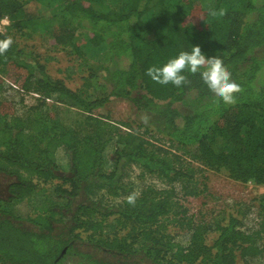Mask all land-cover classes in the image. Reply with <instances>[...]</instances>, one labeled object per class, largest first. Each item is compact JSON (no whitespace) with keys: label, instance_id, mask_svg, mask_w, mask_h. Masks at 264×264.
<instances>
[{"label":"trees","instance_id":"1","mask_svg":"<svg viewBox=\"0 0 264 264\" xmlns=\"http://www.w3.org/2000/svg\"><path fill=\"white\" fill-rule=\"evenodd\" d=\"M32 3L46 10L30 14ZM5 16L0 40L12 30L32 37L45 24L86 75L74 90L51 77L32 49L13 42L0 55L2 75L40 94L24 116L0 101V175L15 177L0 199V264H133L138 256L156 264H255L264 258V192L253 199L255 220L245 228L233 215L194 222L178 203L179 196L202 193L193 162L264 185V0H0V19ZM193 46L223 60L242 88L235 105L219 101L199 74L185 72L190 83L179 88L146 75ZM46 98L87 112L91 131L64 124ZM122 98L142 132L132 122L109 121V114L93 115ZM109 145L115 160L106 170ZM61 147L67 168L58 159ZM133 165L141 176H159L163 186L130 188ZM55 179L60 182L42 187ZM93 186L104 190L106 202L77 201ZM131 193L134 206L126 201ZM29 197L33 214L11 207ZM170 224L186 226V245L174 243Z\"/></svg>","mask_w":264,"mask_h":264},{"label":"rangeland","instance_id":"2","mask_svg":"<svg viewBox=\"0 0 264 264\" xmlns=\"http://www.w3.org/2000/svg\"><path fill=\"white\" fill-rule=\"evenodd\" d=\"M28 9L30 14H39L46 10L44 7H40V4L36 5L35 3L30 4ZM44 25L41 26V31L37 32L32 37H24L16 30L10 31L9 37L12 38L13 42H17L20 47L24 46L28 49L34 50L40 58V61L45 64L46 71L51 77L64 80L66 85L74 90L80 88L83 83V77L86 75L85 70L82 68L79 60L70 54V49H67L68 47H62L59 44H55L54 38L51 36V31H44ZM80 32L81 31L78 33ZM77 36L79 35L77 34ZM83 37L84 35L80 33V39H83ZM11 83L21 88L8 74L5 76L0 72V101L8 103V108L11 110L12 114L24 116L26 115L24 113H26L29 106L35 102L34 95L30 92L21 91L19 88H15ZM48 104L53 110H55L64 124L79 130L80 134H85L91 131L86 120V116L88 115L87 112L76 107H71L62 102L52 101L48 102ZM92 113L96 116L109 114L107 119L119 126L121 125L120 123L128 122L130 124L132 122L131 128H133V130H136L137 132L143 131V129L139 128L134 121V119H140L139 116L135 115L131 103L126 99L122 98L109 101L102 107L95 108ZM124 127L125 126L122 128L126 129ZM127 127L130 128V126ZM150 140L155 144L160 142L165 143L156 140L154 137L150 138ZM113 148V145H109L105 150L106 161L104 167L106 170H110L114 165L115 155ZM64 153L62 147L57 151L58 159L63 163V167L67 168L68 163ZM193 164L197 167L196 177L202 188V193L196 196L187 195L178 197V203L185 208L186 216L191 217L194 222H211L217 220L226 221L228 217L233 215L241 218L244 228L250 226L255 220V210L254 208L251 210L249 208L253 203V199L264 192V185L241 183L229 178L224 172L205 168L198 163L193 162ZM127 176L126 181L129 183V187L136 192L140 191L141 187L147 184H159V187L163 186V180L157 175L143 174L141 176L140 167L137 165H133L128 169ZM14 178L15 177L7 175H0V199L6 198L8 184L14 180ZM59 182L58 179H55L46 185H41L42 187H47L48 190L51 185ZM87 197L100 198L102 199V202L107 201V197L104 195V190L99 187L93 186L87 193L78 197L77 201H81ZM27 199L28 200H25L22 203H12L11 207H13V209L20 215L22 214V216L29 213L33 214L30 210L32 203L34 202H30L32 201L31 197ZM119 199H113L112 202L115 203V201H118ZM113 218L114 216L110 217V219ZM82 234L84 235V233ZM168 234L173 237L174 243L176 244L186 245L189 241L190 233L186 226L182 227L177 224H170ZM215 235L214 232H209L207 234V242L211 244ZM95 251L98 252V250ZM99 255L106 257L105 253H102L101 251H99ZM107 257L109 256L107 255ZM110 258L112 259L113 257L110 256ZM131 263L156 264L149 258L143 256H138L131 261ZM254 263L264 264V258H259L258 260H255ZM239 264H243L240 259Z\"/></svg>","mask_w":264,"mask_h":264},{"label":"clouds","instance_id":"3","mask_svg":"<svg viewBox=\"0 0 264 264\" xmlns=\"http://www.w3.org/2000/svg\"><path fill=\"white\" fill-rule=\"evenodd\" d=\"M211 14L216 15L215 11ZM224 14L225 12L221 11L220 15ZM12 43L11 37L0 40V55H4ZM185 72L191 75L199 74L203 84L223 104L233 106L237 103V94L242 92L241 86L232 79L231 73L225 67L222 59L216 56L206 58L199 46H193L190 52H179L162 66L149 67L146 70V75L157 84H171L179 88L190 83ZM136 199V193H131L126 197L127 203L133 206Z\"/></svg>","mask_w":264,"mask_h":264},{"label":"built area","instance_id":"4","mask_svg":"<svg viewBox=\"0 0 264 264\" xmlns=\"http://www.w3.org/2000/svg\"><path fill=\"white\" fill-rule=\"evenodd\" d=\"M9 24V19L7 16L3 17L2 19H0V32H3L5 27ZM13 83H11L12 85ZM12 86H14L15 88H19L17 87L15 84H13ZM21 91H24L23 89L19 88ZM31 94L34 95V98H40V94L39 93H34V92H30ZM47 102H52L53 100L50 98H46Z\"/></svg>","mask_w":264,"mask_h":264}]
</instances>
